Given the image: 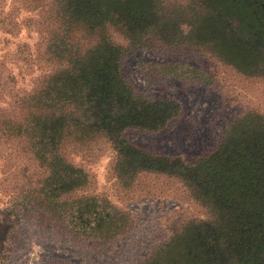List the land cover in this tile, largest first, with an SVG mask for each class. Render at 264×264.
<instances>
[{
    "label": "trees",
    "instance_id": "obj_1",
    "mask_svg": "<svg viewBox=\"0 0 264 264\" xmlns=\"http://www.w3.org/2000/svg\"><path fill=\"white\" fill-rule=\"evenodd\" d=\"M23 5L42 14L27 24L36 29L50 69L23 96L20 115L0 112V152L9 151L17 170L10 178L15 191L2 206L3 216L14 221L7 234L32 220L98 246L126 238L135 225L129 210L106 197L76 196L91 182L73 158L96 159L108 150L114 154L112 176L121 186L130 189L148 174L175 177L204 209V219H175L168 237L137 264H264V111L245 98L236 104L237 93L228 96L215 84L217 69L185 59L198 54L236 78H264V0H23ZM140 50L165 59L144 65L154 78L208 87L231 99L236 117L196 159L156 156L128 141L130 132L160 134L180 117L175 102L143 97L123 75L126 58ZM9 141L26 145L30 163L41 171L35 184L15 166L19 151ZM5 256L1 237L0 261Z\"/></svg>",
    "mask_w": 264,
    "mask_h": 264
},
{
    "label": "rangeland",
    "instance_id": "obj_2",
    "mask_svg": "<svg viewBox=\"0 0 264 264\" xmlns=\"http://www.w3.org/2000/svg\"><path fill=\"white\" fill-rule=\"evenodd\" d=\"M24 8L23 0H0V112L13 118L19 114L23 96L50 69L36 29L27 24L38 20L42 14ZM185 59L197 67L217 69L215 84L219 82L228 96L237 93L238 97L232 98L236 104L245 98L264 111V78L257 81L236 78L228 68L198 54H189ZM164 60L150 51L140 50L126 58L122 72L143 97L175 102L180 108V117L169 122L160 134L130 132L128 141L156 156L181 162L194 160L216 144L222 127L227 126L237 112L229 106L231 99L223 100L214 89L169 78H154L144 71L146 63ZM9 143L19 151L15 166L23 170L21 175L26 176L29 183L35 184L41 171L30 163L32 155L26 145ZM8 153L7 150L0 152V181L4 182V193H0V238H4L6 250L0 264H137L168 237L167 226L175 219L205 218L204 209L193 200L190 190L178 178L148 174L138 176L137 185L130 189L121 186L111 172L114 154L107 150L96 159L73 158L76 164L85 168L91 182L76 196L106 197L114 205L129 210L135 225L126 238L98 246L84 239L62 237L56 233L60 232L56 227L47 229V225L40 226L32 220L21 222L7 234V227L14 221L3 216L2 206L15 191L10 178L17 174L8 161Z\"/></svg>",
    "mask_w": 264,
    "mask_h": 264
}]
</instances>
